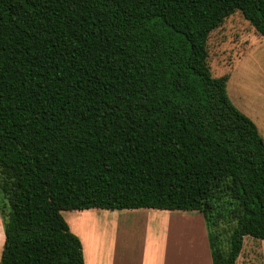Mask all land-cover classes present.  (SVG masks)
Listing matches in <instances>:
<instances>
[{
  "label": "trees",
  "instance_id": "trees-1",
  "mask_svg": "<svg viewBox=\"0 0 264 264\" xmlns=\"http://www.w3.org/2000/svg\"><path fill=\"white\" fill-rule=\"evenodd\" d=\"M235 13L264 38V0H0V264H84L64 211L200 212L213 264L264 240V139L209 64Z\"/></svg>",
  "mask_w": 264,
  "mask_h": 264
},
{
  "label": "rangeland",
  "instance_id": "rangeland-1",
  "mask_svg": "<svg viewBox=\"0 0 264 264\" xmlns=\"http://www.w3.org/2000/svg\"><path fill=\"white\" fill-rule=\"evenodd\" d=\"M252 43L253 45H251ZM208 48L212 73L215 76L231 75L227 84L230 100L241 112L254 121L264 139V38L254 33L253 28L240 13H235L211 33ZM229 202L227 197H223L216 203L215 208L223 214L220 230H223L226 236L230 235L236 221L231 213L233 202L231 206L226 204ZM130 215L129 211L101 209L63 212V217L70 231L80 239L85 250L100 244V233L103 231H106L105 234L112 233L114 237L120 236L117 233H132L133 237L130 242L137 249L149 245L150 241L145 240L146 234L149 233L163 240V249H176L183 252L185 250L186 253H190L196 248V239L193 233L199 232L195 226L197 224L200 230L199 221L176 217L158 218L157 223L153 222L150 225L146 222L135 221L133 218L128 223L110 222L117 217L123 218ZM104 216L107 219L104 220ZM164 219H185L187 221L182 223L181 228H179L176 224L162 223ZM99 226H101L100 233H98ZM113 227L115 228L113 229ZM4 236V226L0 216L1 252L5 240ZM151 246L154 248V244Z\"/></svg>",
  "mask_w": 264,
  "mask_h": 264
},
{
  "label": "crops",
  "instance_id": "crops-1",
  "mask_svg": "<svg viewBox=\"0 0 264 264\" xmlns=\"http://www.w3.org/2000/svg\"><path fill=\"white\" fill-rule=\"evenodd\" d=\"M251 45H253V43ZM114 211H129L131 215L123 218L117 217L115 218L117 220L114 219L110 221L112 223H128L132 218L135 221L140 223L146 222L149 225L153 222L157 223L158 218L184 217L186 219L199 221L200 230L198 225L195 224L197 232H199L193 233L194 238L196 239V248L190 253H186L185 250L183 252L176 249H163V240L161 238H156L154 234L149 233L145 236V240L150 241L149 245L137 249L134 248L130 242L133 237L132 233H117V235L120 236L114 237L112 233L105 234L106 231L100 233L101 226H99L98 233H100V244L89 250L83 248L84 264H213L208 229L202 213L197 211L157 209H124ZM105 219H107L106 216H104V220ZM185 221L187 220L164 219L162 220V223L176 224L181 228V224ZM114 228L115 227H113V229ZM89 236H92V234H89ZM85 238L87 239L86 236ZM128 241L129 243H127ZM152 244H154V248H151ZM235 264H264V240L245 236L241 252L237 257Z\"/></svg>",
  "mask_w": 264,
  "mask_h": 264
}]
</instances>
